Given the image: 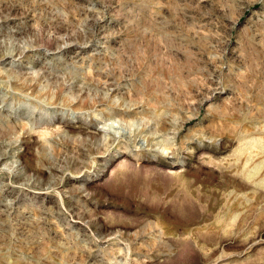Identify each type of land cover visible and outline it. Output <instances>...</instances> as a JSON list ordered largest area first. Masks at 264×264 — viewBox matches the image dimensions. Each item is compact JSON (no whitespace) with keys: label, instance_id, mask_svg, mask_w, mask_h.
<instances>
[{"label":"rangeland","instance_id":"rangeland-1","mask_svg":"<svg viewBox=\"0 0 264 264\" xmlns=\"http://www.w3.org/2000/svg\"><path fill=\"white\" fill-rule=\"evenodd\" d=\"M0 264H264V0H0Z\"/></svg>","mask_w":264,"mask_h":264}]
</instances>
